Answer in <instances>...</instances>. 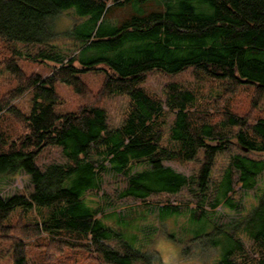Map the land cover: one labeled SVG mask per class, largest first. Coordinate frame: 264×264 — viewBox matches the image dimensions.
I'll return each instance as SVG.
<instances>
[{
  "label": "trees",
  "instance_id": "obj_1",
  "mask_svg": "<svg viewBox=\"0 0 264 264\" xmlns=\"http://www.w3.org/2000/svg\"><path fill=\"white\" fill-rule=\"evenodd\" d=\"M154 3L158 8H150ZM124 8L129 13L119 23L108 20ZM65 11H74L79 21L60 30ZM67 40L76 53L61 51L58 43ZM25 49L34 60L55 61L53 71L27 74L18 63ZM0 58L18 82L14 98L33 93L30 112L12 104L13 98L0 99V121L7 113L23 128L14 138L0 127V183L21 171L32 181L28 193L10 197L1 194L0 184V234H17L14 264H71L60 262L64 249L90 253L74 264H160L158 252L138 247L137 235L128 232L133 218L120 216L115 227L102 216L101 204L86 200L89 191H100L109 167L124 178L120 197L135 198L145 209L156 196L193 192L183 258L193 253L201 264H264V188L235 220L219 225L209 214L222 204L238 208L237 186L253 189L264 172V157L248 155L264 152V0H0ZM187 70L199 91L174 81L162 99L143 86L152 71ZM85 72L104 74L98 92L82 78ZM59 82L81 98L76 110L56 111ZM202 82L210 83L205 103ZM245 85L252 86L253 109L240 114L231 103ZM117 96L130 104L123 122L111 127L105 103ZM166 109L174 113L169 125ZM166 125L170 142L164 144ZM233 139L243 150L215 174ZM51 145L67 162L41 168L36 157ZM201 150L194 175L164 164L192 162ZM164 202L161 220L181 213L179 204ZM15 213L31 216L23 229L8 225ZM45 234L49 241H38ZM28 244L41 250L44 261L30 259ZM47 247L61 260L46 254Z\"/></svg>",
  "mask_w": 264,
  "mask_h": 264
},
{
  "label": "rangeland",
  "instance_id": "obj_2",
  "mask_svg": "<svg viewBox=\"0 0 264 264\" xmlns=\"http://www.w3.org/2000/svg\"><path fill=\"white\" fill-rule=\"evenodd\" d=\"M150 8H158L157 4H151ZM129 9L124 8L118 10L113 17L108 18L112 23H119L127 14ZM79 21L77 14L74 11H65L62 17L59 18L57 26L60 30L69 27L74 21ZM61 51L65 53L74 52L76 53L77 46L73 44V41L67 40L65 42H59ZM22 46V44H20ZM23 50V55L19 58L18 63L23 68L27 74H41L43 76L49 75L56 62L49 60L43 62L41 59H32L25 54ZM33 51V50H32ZM35 52V50L33 51ZM0 58V99L2 98H13L12 104L16 105L20 110L24 112H30L33 105V93L30 91L25 92L23 95L14 98V92L18 86V82L15 77L6 69V65L3 64V60ZM2 62V63H1ZM84 81L89 85L93 92H98L104 74L101 72H85L81 74ZM179 82L183 87L186 88H196V82L194 76L191 74V70H187L180 74L168 75L159 71H152L146 76V80L143 86L158 95L160 98L164 99V88L170 82ZM210 88V83L202 82L201 89L203 92V102L208 98L209 94H205V89ZM56 89L62 98V102L55 106V109L59 113H64L67 111H74L78 105L82 102L81 98L73 91V89L64 83H57ZM199 91V89H195ZM253 89L250 85L243 86L238 93L236 99H233L231 105L232 109L240 114L250 113L252 108L253 100ZM130 99L125 96L112 97L107 100L105 106L109 113V124L111 127L120 125L129 108ZM264 104V101L262 105ZM166 119L168 125L172 122L174 113L169 112L166 109ZM167 126V125H166ZM0 127L6 131L10 136L16 138L22 134L23 129L14 119L13 116L9 114H3L0 121ZM164 129V140L163 143L166 144L169 138V132ZM243 150L242 146L238 143L237 139H233V146L230 152L222 155L218 158L214 173L218 174L226 166L229 161V157L232 154H237ZM245 151V150H244ZM245 152H248L245 151ZM248 155L253 157H264V152H248ZM203 157V150L199 151L198 158L192 162L181 164L176 161L165 160L164 164L170 165L175 170L191 176L197 173ZM67 160L63 156L62 151L59 146L51 145L45 147L40 154L36 157V163L39 167L45 168L46 165L51 163H66ZM109 166V165H108ZM141 166L135 168V170L141 169ZM103 183L100 191H89L85 198L91 205L101 204L103 206L102 216L111 225L117 227L119 222V217L122 216L126 220L131 218L133 223L132 227L128 230L137 235L136 245L144 250H156L160 256V264H201L198 259H192L193 253L182 257L181 249L185 243L188 236L187 229L192 227L190 210L195 207V196L193 192L188 189L180 192L177 195H160L156 196L154 205L148 209L142 207L139 200L131 197H120V191L123 188L125 182L124 178L116 174L110 167L103 175ZM1 194L5 197H10L14 194L28 193L32 189V181L30 176L25 172L21 171L17 175L4 178L1 180ZM264 188V172L258 179L256 187L253 189H243L237 186V191L234 194L235 202L238 204V208L231 209L224 204L217 207L212 213H209L211 219L214 223L222 224L227 223L231 220H235L244 214H246L257 202V196L260 190ZM164 201H169L173 204H179L181 206V213L178 215H173L161 220L159 218V205L165 203ZM207 210L209 205H206ZM25 216V215H24ZM31 217V216H30ZM29 217V218H30ZM28 215L25 218L18 213L13 214L8 220V225L16 228L23 229L25 222L29 221ZM175 237H172L171 235ZM17 236L14 231H9L5 235L0 234V264H14L12 257V238ZM183 239V243L179 242ZM36 242L35 239L31 238L30 242ZM40 242H48L49 239L47 235H42L38 238ZM249 247V243L247 242ZM48 247L46 254L51 257H58L56 254H50L48 252ZM249 252V251H248ZM28 254L31 260H37L38 262L44 261V255L41 250L35 245L28 244ZM250 254L257 258V255L250 252ZM90 255L87 251H75L72 249H64L60 262H68L74 264V262H79L80 260H85L86 257ZM79 259V260H78Z\"/></svg>",
  "mask_w": 264,
  "mask_h": 264
},
{
  "label": "bare ground",
  "instance_id": "obj_3",
  "mask_svg": "<svg viewBox=\"0 0 264 264\" xmlns=\"http://www.w3.org/2000/svg\"><path fill=\"white\" fill-rule=\"evenodd\" d=\"M210 218V217H209Z\"/></svg>",
  "mask_w": 264,
  "mask_h": 264
}]
</instances>
